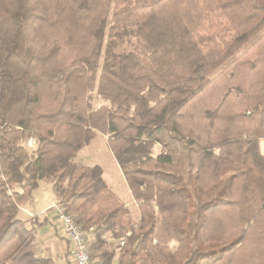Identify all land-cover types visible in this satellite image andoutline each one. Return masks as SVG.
<instances>
[{
    "label": "trees",
    "instance_id": "1",
    "mask_svg": "<svg viewBox=\"0 0 264 264\" xmlns=\"http://www.w3.org/2000/svg\"><path fill=\"white\" fill-rule=\"evenodd\" d=\"M97 134L136 216L74 162ZM262 143L264 0H0V264H58L43 179L94 264H264Z\"/></svg>",
    "mask_w": 264,
    "mask_h": 264
},
{
    "label": "rangeland",
    "instance_id": "2",
    "mask_svg": "<svg viewBox=\"0 0 264 264\" xmlns=\"http://www.w3.org/2000/svg\"><path fill=\"white\" fill-rule=\"evenodd\" d=\"M92 101H93L94 107H96V106H98L100 104V98L96 97V95H94ZM158 150H159V146L155 145L154 146V152H157ZM262 150L264 151V143H262ZM74 162L78 163V164H85V165H90V164H98V165H100L101 168H102V172H103L102 176H103L105 182L109 186L113 187L112 190L115 193H117L116 192V187H117V190L120 193L119 195L117 193V195L123 201L126 199L125 195L128 196L127 199L131 200V196L129 195V192L126 190V187L123 185L122 174H121V172H120V170H119V168L117 166L115 158L113 157V155L111 154V152L108 149V146L106 144V137L105 136H103L101 134H97L95 137L91 138L90 141L87 144H85L77 152V155L74 157ZM120 183L123 185L122 187H119ZM131 206L133 207L132 211H136V206L134 205L133 202H131L130 207ZM52 211L55 213L53 208H52ZM25 214L27 215V217H31L32 215H34L30 211H28ZM52 220H53L55 232L57 233V231H58L57 234L59 236L58 235L57 236L60 239L55 238V239H53V241H49L48 240L49 237H47V238L43 237V238H40V243H41L42 247L45 245L47 247V249H49L48 250L49 252L51 251L52 253L55 254V253H59V250H58L59 248L58 247H59V245L61 246L63 244V242L60 241L63 238L60 237L59 223H58V220H57L56 216H54ZM39 236L40 235H38V238H39ZM171 247H174L173 243H172ZM49 252H48V254H50ZM60 254H61L60 255L61 257H59V258L57 257L55 259L60 264H65V260H66L65 258H66V256L68 257V254H66L64 252H60ZM68 260L71 263H73L69 258H68Z\"/></svg>",
    "mask_w": 264,
    "mask_h": 264
},
{
    "label": "crops",
    "instance_id": "3",
    "mask_svg": "<svg viewBox=\"0 0 264 264\" xmlns=\"http://www.w3.org/2000/svg\"><path fill=\"white\" fill-rule=\"evenodd\" d=\"M117 166H118V164H117ZM118 168H119V166H118ZM119 170H120V168H119ZM120 172H121V170H120ZM122 180H123V185L126 187V190L129 192V195L131 196V193H130V191H129L126 183H125L123 175H122ZM123 185L120 183L119 187H122ZM110 187H111V189H113L112 186H110ZM116 192L118 193V195L120 194L117 190V187H116ZM125 197H126V199L124 198L125 199L124 201L122 199L121 200L125 203V206H127L131 210L132 214L134 216H136L137 208H136V211H132L133 207L132 206L130 207L131 202H133L135 205V202L132 199V196H131V200L127 199V197H128L127 195H125ZM54 200H56V195H55V192L53 190L52 182L49 181L48 179H43L39 182L37 188L33 191L31 200L29 202L23 203L20 206L21 215L23 217H27V215L25 213L30 211L34 214L32 216H36L39 218L40 221L41 220L44 221L42 225L36 227L37 235H40L39 239L43 238V237H45V238L49 237L48 240L53 241V239L58 238V236H59L57 234L58 231H57V233L55 232L54 224H53V220H52L53 217L55 216L54 215L55 213L52 211V208L50 207L51 202ZM59 230H60V225H59ZM58 239H60V238H58ZM60 241H62L63 244L61 246L59 245V247H58L59 249L57 248L59 250V253L54 254L51 251L49 252L48 251L49 249H47V247L45 245H44L45 247L44 246L42 247L43 253H45L47 255L51 254L50 256L53 257V259H55L57 257L58 258L61 257L60 252L66 253L69 244L66 241V239H64V238L61 239ZM173 244H174V247H172V248H175L176 243H173ZM171 245H172V243H171ZM48 252L50 254H48Z\"/></svg>",
    "mask_w": 264,
    "mask_h": 264
},
{
    "label": "built area",
    "instance_id": "4",
    "mask_svg": "<svg viewBox=\"0 0 264 264\" xmlns=\"http://www.w3.org/2000/svg\"><path fill=\"white\" fill-rule=\"evenodd\" d=\"M23 144L31 148L36 145V139L28 138ZM50 207L54 209L60 225V236L68 241V258L74 264H94L89 250L91 236L88 232L81 229L74 216L65 212L57 200L52 201Z\"/></svg>",
    "mask_w": 264,
    "mask_h": 264
}]
</instances>
